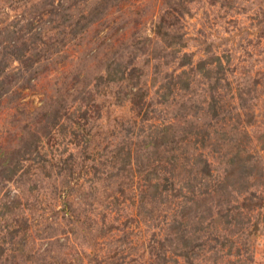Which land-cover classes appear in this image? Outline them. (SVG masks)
Returning <instances> with one entry per match:
<instances>
[{"label":"rangeland","instance_id":"rangeland-1","mask_svg":"<svg viewBox=\"0 0 264 264\" xmlns=\"http://www.w3.org/2000/svg\"><path fill=\"white\" fill-rule=\"evenodd\" d=\"M0 264H264V0H0Z\"/></svg>","mask_w":264,"mask_h":264}]
</instances>
